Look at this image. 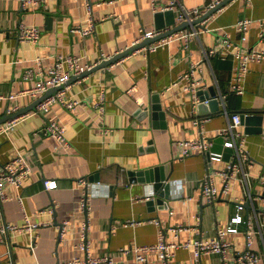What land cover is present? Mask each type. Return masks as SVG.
<instances>
[{
  "label": "crops",
  "instance_id": "1",
  "mask_svg": "<svg viewBox=\"0 0 264 264\" xmlns=\"http://www.w3.org/2000/svg\"><path fill=\"white\" fill-rule=\"evenodd\" d=\"M88 1L97 26L83 36L73 29L89 26L87 0H44L27 10L22 0H0V119L9 115L11 105L21 111L40 98L17 96L34 85L35 80L25 78L28 69L47 77L58 55L97 63L132 47L142 30H171L188 22H177V13L166 9L172 0ZM180 1L206 12L218 0ZM244 19L252 20L245 41V32L236 26ZM22 24L40 30L37 43L19 38ZM193 27L200 33L188 43L177 39L148 55L135 52L64 84L66 96L80 102L75 108L55 103L48 112L37 113L39 103L20 116L24 119L12 131L0 133V162L22 155L32 166L22 189L6 184L8 200L0 205V264H61L90 255L132 264L138 246L215 238L219 227H229L238 213L243 222L237 233L226 237L232 244L227 261L219 253L197 256L192 248H173L168 263L150 253L148 264H238L237 254L248 250L264 260V60L249 63L243 94L232 90L238 64L235 46L264 53V0H232L200 25L184 30ZM193 64L197 66L191 78L200 82L198 93H208L205 100L197 94L198 103L185 90L189 80L180 78ZM132 86L140 104L127 93ZM215 97L217 111L200 109ZM103 100L104 113L98 109ZM234 113L253 119L241 127L249 159L242 158L244 171L233 180L230 195L209 203L200 182L225 169L234 159L232 151L213 146L211 151L225 150V156L211 162L200 151L184 155L182 142L197 140L204 132L215 145ZM50 119L64 126L66 142L44 133ZM165 178L166 187L157 190L156 181ZM45 179L57 181L58 187L46 190ZM215 182L223 186L222 177ZM83 201L88 210L81 209ZM239 204L244 207L239 209ZM27 216L40 227L4 237L3 222L20 225ZM83 226L88 249L80 247ZM178 227L187 229L179 232Z\"/></svg>",
  "mask_w": 264,
  "mask_h": 264
},
{
  "label": "built area",
  "instance_id": "2",
  "mask_svg": "<svg viewBox=\"0 0 264 264\" xmlns=\"http://www.w3.org/2000/svg\"><path fill=\"white\" fill-rule=\"evenodd\" d=\"M44 0H22V8L23 10L29 9L32 5H40ZM225 0H218L213 2L207 9L206 12L202 11L199 8L190 9L186 7L180 0H172L171 4L166 8L172 10L174 13H177L176 21L177 22H193L203 15L207 14L209 11L216 9L220 4H222ZM155 3V1H154ZM87 9L89 13V26L87 28H83L82 26H76L73 29V32L81 34L83 36H88L93 34L96 31L97 20L94 17L93 4L91 1L87 0ZM176 15V14H175ZM107 19V18H104ZM251 19L241 20L236 24V26L245 32L243 41L246 40V32L251 24ZM169 31L168 29H153V30H142L141 36L137 39L134 45H137L144 40L156 38L161 34ZM200 30L193 27V29H187L182 32H175L172 35L161 39L159 42L147 45L136 52H142L145 54H149L157 50L160 46L166 45L173 40L183 39L187 43L190 40L199 35ZM19 38L23 41H30L33 43H37L41 38V32L37 27L25 26L24 24L19 27ZM228 40V39H227ZM229 47L232 46L229 40L227 41ZM235 57L238 60V64L235 67V73L232 81V90L239 94L244 93L243 81L248 72V65L251 61L256 60H264V53L252 50L245 51L242 45H236ZM124 51V50H123ZM122 51L118 52L121 53ZM117 53V54H118ZM135 53V52H134ZM114 56L104 57L102 61L97 63H83L78 56L69 55L63 56L58 55L54 62V66L51 67L48 76L40 75V71H37L35 68H30L27 70L25 74V78L27 80H35L34 85L30 88L23 89L17 96L30 97L35 100L45 93H47L50 89L64 85L70 81L73 76H80L87 72L92 71L96 66L101 64L104 61L111 59ZM37 63L41 65L42 60L40 58L36 59ZM197 64L192 65V69L190 73H186L184 76H181V79H188L189 82L185 87V90L193 95L195 98L194 102L198 103L200 100L197 98L198 90H199V81L192 79L194 76V68ZM108 68V67H107ZM41 77H38L37 75ZM137 87L132 86L127 93L135 99V101L140 104L142 101L136 97ZM16 96H11V99H14ZM208 103V101H206ZM60 103L64 107L68 109H73L80 102L79 100L73 97L66 96V90L62 89L56 94L48 97L42 103L38 105L37 113L40 112H48L50 107L55 104ZM19 109L16 105H11L8 109L7 113L12 115ZM98 109L101 111H105L104 100L103 103H99ZM229 115V114H227ZM22 117V116H21ZM19 119H24L17 117L8 122L6 126H0V133H8L12 131L17 125ZM242 115L240 113H234L229 118V123L227 127L221 129L219 131V135L224 140L223 149H232V156L234 159L230 161L227 167L223 170H217L215 173H209L206 175L200 182V186L202 189V193L209 203H214L220 197L228 196L231 193L232 182L235 178L238 177L240 172H243V164L242 158L245 157L249 159L248 150H247V138L243 134L242 127ZM44 133L49 134L52 138L57 139L60 142H66V130L64 126L55 119H50L48 124L43 129ZM184 155H190L194 151L206 153L209 157V161L212 160H222L225 156V150L223 151H211V148L214 146V141L208 139V137L203 132L201 137L197 140H190L182 142ZM32 166L27 161V158L20 155L13 158L7 162H0V205L8 200V194L6 190V184H12L16 186L18 189L23 188L24 180L31 174ZM222 177L223 186L221 188L217 187L215 178ZM83 183H88L87 178L81 179ZM261 183L264 185V177L262 178ZM44 187L46 190H52L58 187V183L52 179L44 180ZM24 195L20 194L19 199L23 201ZM252 198V196L250 197ZM264 201V197H263ZM243 204H239L238 208H243ZM82 210H88V203L83 201L81 205ZM2 216L1 208H0V219ZM243 222V217L241 214H237L231 219V223L229 227H219L217 231V237L211 239H198L194 241H190L188 243H183L181 245L177 244H169L167 241H161L154 245H145L138 246L135 249L136 262L132 264H148L147 255L150 253H158L160 257L168 263L173 256L172 250L173 248H192L197 256H200L204 253H219L224 258V261L228 259V252L232 247V244L227 241L226 237L229 233H237L239 231L238 225ZM47 225V223H44ZM43 224V225H44ZM41 224L34 223L30 220V217L27 216L26 221L23 224L15 225L9 224L6 222L2 223L1 232L4 237H10L11 235H19L22 233H32L33 230L40 227ZM177 231H183L187 228L178 227L175 228ZM249 237H251L249 235ZM64 239V237H62ZM82 241L80 242V247L84 249H88L87 242V228L83 226L82 229ZM251 243L249 242V247ZM236 261L238 264H264V260L260 254L255 253L254 251L248 250L244 252H239L236 257ZM13 264V263H10ZM61 264H126V263H118L115 261L113 257H92L91 255L85 258L76 257L73 260L63 262Z\"/></svg>",
  "mask_w": 264,
  "mask_h": 264
},
{
  "label": "water",
  "instance_id": "3",
  "mask_svg": "<svg viewBox=\"0 0 264 264\" xmlns=\"http://www.w3.org/2000/svg\"><path fill=\"white\" fill-rule=\"evenodd\" d=\"M232 0H225L224 3H222V5H220L219 7H217L216 9L208 12L207 14L203 15L202 17H200L199 19L193 21L192 23L190 22H184L182 23L181 25H178L176 27H174V29H171L169 31H166L165 33L161 34L160 36L156 37V38H151V39H147V40H144L143 42L137 44V45H133L132 47H129L128 49H125L124 51H122L121 53H118L117 55H115L114 57H112L111 59L107 60V61H104L102 62L101 64H99L98 66H96L92 71L90 72H93V71H96V70H99V69H102V68H107L108 66L110 65H113L115 64L116 62L122 60L123 58L133 54L134 52H136L137 50L157 41V40H160L162 38H165V37H168L170 35H172L173 33L177 32V31H181V30H184L186 28H189L190 26L192 25H200L203 21L207 20L212 14H214L217 10H219L222 6L226 5L227 3L231 2ZM173 12V11H172ZM174 14V12H173ZM174 24V23H173ZM90 72H87L85 74H82L80 76H76V77H73L72 80H70V82L74 81L75 79H81L83 78L85 75H87L88 73ZM66 85H62L61 87H58V88H53V89H50L44 96L40 97L39 99H37L32 105L31 107L29 108H26V109H22L21 111H18L12 115H8L2 119H0V123L1 122H4L6 120H12V119H15L19 116H22L23 114L29 112L30 110L32 109H35L36 106L41 103L43 100H45L46 98L54 95L59 89H62L63 87H65ZM215 96L217 93H215L214 91L212 92ZM198 95L200 96L201 100H205L206 98H208V93L206 92H203V91H200L198 93ZM200 109H209L213 112L217 111L219 109V101L218 99H216V97L214 99H212L209 103V105H206L205 103H201L200 104ZM255 120L259 121L261 120L259 116H253ZM251 116H246V115H242V123H246L247 125L251 122ZM223 142L224 140L222 138H219L216 140V144L214 145L213 147V150H219L221 148V146L223 147ZM226 151H229L231 152L232 149H227ZM166 178L162 181H156L155 183V188H157V190H164V188L166 187Z\"/></svg>",
  "mask_w": 264,
  "mask_h": 264
}]
</instances>
